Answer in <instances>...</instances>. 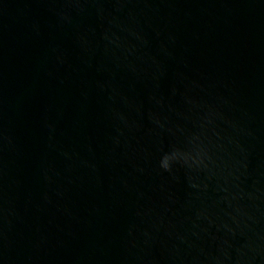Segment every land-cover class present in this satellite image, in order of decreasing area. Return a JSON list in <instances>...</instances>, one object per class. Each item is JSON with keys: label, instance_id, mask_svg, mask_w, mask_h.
I'll return each instance as SVG.
<instances>
[{"label": "water", "instance_id": "water-1", "mask_svg": "<svg viewBox=\"0 0 264 264\" xmlns=\"http://www.w3.org/2000/svg\"><path fill=\"white\" fill-rule=\"evenodd\" d=\"M0 264H264V0H0Z\"/></svg>", "mask_w": 264, "mask_h": 264}, {"label": "clouds", "instance_id": "clouds-1", "mask_svg": "<svg viewBox=\"0 0 264 264\" xmlns=\"http://www.w3.org/2000/svg\"><path fill=\"white\" fill-rule=\"evenodd\" d=\"M162 167H164L165 169H167L168 165H167V161L166 160L162 162Z\"/></svg>", "mask_w": 264, "mask_h": 264}]
</instances>
